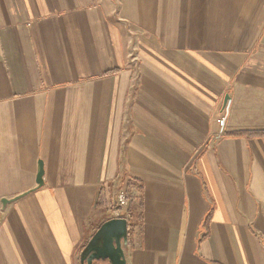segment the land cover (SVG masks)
I'll return each instance as SVG.
<instances>
[{"label": "crops", "instance_id": "0c3cea01", "mask_svg": "<svg viewBox=\"0 0 264 264\" xmlns=\"http://www.w3.org/2000/svg\"><path fill=\"white\" fill-rule=\"evenodd\" d=\"M123 189L127 264H264V0H0V264H83Z\"/></svg>", "mask_w": 264, "mask_h": 264}, {"label": "water", "instance_id": "95a60500", "mask_svg": "<svg viewBox=\"0 0 264 264\" xmlns=\"http://www.w3.org/2000/svg\"><path fill=\"white\" fill-rule=\"evenodd\" d=\"M226 105L231 98L226 97ZM44 163L39 164L37 177L38 188L44 185ZM9 201L4 200L7 205ZM128 242V221L125 218H115L105 223L93 237L83 253V264H93L94 261L109 260L111 264H127L124 247Z\"/></svg>", "mask_w": 264, "mask_h": 264}, {"label": "built area", "instance_id": "2783aa9c", "mask_svg": "<svg viewBox=\"0 0 264 264\" xmlns=\"http://www.w3.org/2000/svg\"><path fill=\"white\" fill-rule=\"evenodd\" d=\"M223 122L224 120L222 119L221 123L223 124ZM117 204H118V207L122 208L123 210L128 209L129 196H128V192L126 189H123L119 192L118 197H117ZM116 216L117 218H125L118 214Z\"/></svg>", "mask_w": 264, "mask_h": 264}, {"label": "trees", "instance_id": "16d2710c", "mask_svg": "<svg viewBox=\"0 0 264 264\" xmlns=\"http://www.w3.org/2000/svg\"><path fill=\"white\" fill-rule=\"evenodd\" d=\"M129 199H130V197H129ZM100 205H102V202L101 201H99V206ZM114 208L115 209H113V210H114V212L116 214L121 215L122 217H124L126 215L125 211L122 208L118 207V205H116ZM129 234H130V231H129V226H128V236H129Z\"/></svg>", "mask_w": 264, "mask_h": 264}, {"label": "rangeland", "instance_id": "374dc122", "mask_svg": "<svg viewBox=\"0 0 264 264\" xmlns=\"http://www.w3.org/2000/svg\"><path fill=\"white\" fill-rule=\"evenodd\" d=\"M118 205V204H117Z\"/></svg>", "mask_w": 264, "mask_h": 264}]
</instances>
